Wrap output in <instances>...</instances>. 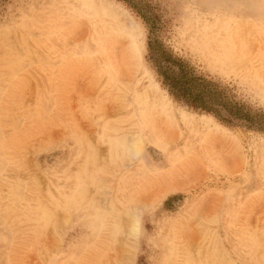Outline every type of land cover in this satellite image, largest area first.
I'll return each instance as SVG.
<instances>
[{
  "label": "rangeland",
  "instance_id": "374dc122",
  "mask_svg": "<svg viewBox=\"0 0 264 264\" xmlns=\"http://www.w3.org/2000/svg\"><path fill=\"white\" fill-rule=\"evenodd\" d=\"M0 264H264V0H0Z\"/></svg>",
  "mask_w": 264,
  "mask_h": 264
},
{
  "label": "trees",
  "instance_id": "16d2710c",
  "mask_svg": "<svg viewBox=\"0 0 264 264\" xmlns=\"http://www.w3.org/2000/svg\"><path fill=\"white\" fill-rule=\"evenodd\" d=\"M151 54L163 85L175 99L194 109L222 118V110L227 105L220 100L221 94L216 91L214 84L196 76L190 65L175 58L172 52L162 50L157 44L151 45ZM226 109H228V117L246 120L252 124L255 122L241 110L230 109L228 106Z\"/></svg>",
  "mask_w": 264,
  "mask_h": 264
},
{
  "label": "bare ground",
  "instance_id": "6f19581e",
  "mask_svg": "<svg viewBox=\"0 0 264 264\" xmlns=\"http://www.w3.org/2000/svg\"><path fill=\"white\" fill-rule=\"evenodd\" d=\"M100 55H101V54H100ZM153 110H154V109H153ZM149 112H150V111H149ZM152 112H153V111H152ZM148 114H149V113H148ZM154 114H155V112H154ZM158 114H159V113H158ZM156 115H157V113H156ZM159 115H160V114H159ZM158 117H159V116H158ZM159 121L161 122V119H159L158 122H159ZM164 121H165V120H164ZM164 121H163V122H164ZM167 121H168V120H167ZM156 122H157V121H156ZM160 122H159V123H160ZM161 124H162V123H161ZM168 124H169V122H168ZM148 125H149V124H148ZM148 125H147V126H148ZM162 125H163V124H162ZM171 125H172V124H171ZM151 127H152V126H151ZM175 127H176V126H175ZM165 128H166V126H165ZM167 128H168V127H167ZM170 128H171V127H170ZM173 130H175V128H174ZM210 138L212 139V137H210ZM214 138H215V137H214ZM199 140H200V139H199ZM214 140H215V139H214ZM216 140H218V139H216ZM203 143H204V142H203ZM199 144H200V143H199ZM201 144H202V143H201ZM205 146H206V145H205ZM206 147H208V146H206ZM200 148H201V147H200ZM202 148H203V146H202ZM203 149H205V148H203ZM197 153H198V152H197ZM164 177H165V176H164Z\"/></svg>",
  "mask_w": 264,
  "mask_h": 264
}]
</instances>
